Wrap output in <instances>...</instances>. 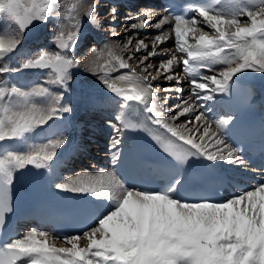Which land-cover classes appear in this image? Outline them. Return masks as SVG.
<instances>
[{
    "label": "snow or ice",
    "instance_id": "6c2138e0",
    "mask_svg": "<svg viewBox=\"0 0 264 264\" xmlns=\"http://www.w3.org/2000/svg\"><path fill=\"white\" fill-rule=\"evenodd\" d=\"M81 7V0H69L59 13L58 0H0V144L25 142L38 128L72 111L65 103V93L73 81V70L81 66L76 58ZM96 7L93 3L86 9L92 23H97ZM111 14L115 19L116 8ZM54 15L66 21L54 37V48L38 49L13 66L11 57L26 31ZM153 15L158 21L152 27L159 34L152 40V50L148 51L143 40L135 45L136 52L147 53L137 65L145 74L129 63L134 59L131 39L123 47L92 48L84 65L121 101L116 123L109 122L113 164L121 160L124 133L143 130L170 158L177 174L155 190L130 187L115 170L82 173L58 183L59 191L89 196L102 202L103 210L91 225L73 235L58 236L33 228L0 241V264H264V182L226 200L190 199L180 195L185 177L179 173L193 159L246 166L243 149L225 140L233 117L213 120L201 109L219 96L229 95L238 74L246 70L264 74V0H199L170 15L145 9L134 17L138 23L131 28L144 29ZM166 24H171L167 32L163 31ZM173 34L175 48L164 50L169 58L161 61L160 68L166 80L178 85L177 94H183L187 81L190 95L166 119L158 110V93L153 87L156 77L150 79L152 65L147 62L161 55L158 46ZM181 65L183 77L175 71ZM23 70L44 72L46 78L25 89L9 79ZM170 98L166 95L165 103ZM134 105L149 114L157 131L125 118L123 111ZM185 116L192 119L177 123ZM67 142L66 137L58 136L25 143L20 150L0 151V228L13 212L15 174L29 166L50 169Z\"/></svg>",
    "mask_w": 264,
    "mask_h": 264
},
{
    "label": "bare ground",
    "instance_id": "6f19581e",
    "mask_svg": "<svg viewBox=\"0 0 264 264\" xmlns=\"http://www.w3.org/2000/svg\"><path fill=\"white\" fill-rule=\"evenodd\" d=\"M105 1L109 3L111 7L109 12L111 14L112 8L120 7L121 5L123 9L117 11V15L120 14V17L115 16V21L112 19H108V17L102 16L105 11H107L106 4L101 2ZM82 7L79 9L82 13V16L85 17L87 20L86 9L90 4L95 3L96 7V15L97 23H92V29L90 32L91 39L96 42L99 49H103L105 45H112L115 42L116 45H123L129 40H132V44L129 46L132 49V54L134 56L133 61L131 62L132 67H136L138 65V61L141 56L146 55L147 53L141 50L140 52L135 51V45L137 40H143L145 44L148 45V51L152 50V40L154 37L159 34L158 31L152 27L158 21V17L153 15L149 17V23L145 26L144 29H132L131 24L138 23L137 19L134 17H139L142 14V11L145 9H152L155 10L156 13H160L164 15L158 8L157 3L153 0H81ZM140 4V7H135ZM117 5V6H114ZM142 5V6H141ZM130 12H127V10ZM117 10V9H116ZM98 11V12H97ZM108 12V13H109ZM132 12V13H131ZM112 15V14H111ZM110 15V16H111ZM246 19V18H245ZM105 23H109V26L105 27ZM127 26V30H126ZM171 28V24H166L163 27V31L167 32ZM108 29L109 37L111 40H103V36H105V32ZM207 31H211L210 29H205ZM113 32L117 33V35H113ZM45 34V29L42 30L40 36L35 40L25 39L28 44L37 45L39 42L43 41V37ZM198 34V33H197ZM107 36V35H106ZM89 38V37H88ZM191 38V37H190ZM107 39V38H106ZM25 41L23 42L25 44ZM114 45V44H113ZM96 46V45H95ZM95 48V47H94ZM150 48V49H149ZM175 48V39L174 34L173 37L167 40L165 43L161 44L157 48V52H160L161 55H157L155 57H151L147 63L152 65L151 68V77L153 74L162 75L163 70L160 68V64L163 58H169L168 54L164 52L165 49H173ZM33 49V48H31ZM28 50L26 46L23 48L22 51H18L13 54L11 57V62L13 66L18 65L16 58L20 56V54L26 53ZM91 49L88 50L86 53L81 54V66L77 69L73 70L74 76V84L69 85V89L65 93V103L70 105L72 111L70 113H65L64 117L60 120L50 121L49 125L44 126L43 128H38L34 133H32L27 141L20 142V141H8L5 144H0V151L4 149L8 150H20L25 146V143H42L48 139L56 138L58 136H64L67 138V144L62 147L56 159L52 162L50 169H41L44 170V178L47 184L53 188H56L58 183L64 182L66 179L75 177L79 174H82V171H74L75 167H78L74 163H76V155H81L82 159L79 160L81 165L87 166L86 171L84 168L83 173L89 174H97L100 172L99 169L93 171L94 168L101 166L109 168V170L104 169V171H111L113 169V162H112V154L109 150L110 141L112 138L113 130L109 126V122L115 124V116L119 113L121 101L119 98L115 97L111 94L101 83L98 76L92 75L84 65V60L91 56ZM125 58H127L128 53H125ZM17 58V59H18ZM135 63L133 66L132 64ZM158 63V65H155ZM157 66L160 71L154 70L153 67ZM139 68V69H137ZM137 72L140 74H144L141 72L140 67H137ZM148 69V70H149ZM123 71V70H122ZM150 71V70H149ZM175 71L183 77L182 72V65L178 66ZM153 73V74H152ZM119 73H113V75H117ZM41 75V74H40ZM43 76V75H42ZM39 76L37 72H33L30 70H23L20 71L13 76L9 77V79L16 83L18 86H21L25 89H28L34 86L37 83H43L45 80L44 77ZM238 76L248 77L249 78V85L251 86L253 91H262L264 90V74L253 72L251 70H246L243 73L238 74ZM155 77V76H154ZM235 80V78H234ZM178 85L176 82L168 81L165 78H161L157 76L155 80H153V87L157 90L158 93V110L161 111L164 117L167 119L173 115H175V105L180 103L181 99H187L190 95L189 92V84L187 81L184 82L183 94H177L175 92V88ZM164 89H171L170 92H165ZM54 91L58 90L53 88ZM170 96L171 98L165 103L164 98L165 96ZM218 99V98H217ZM170 105V106H169ZM213 109V102H209L207 107L201 109L203 111L211 112ZM85 115L86 119L87 116L90 115H98L100 117L102 125V131H100V127L97 128L96 124L89 123L90 121L84 120L79 118V116ZM96 117V116H95ZM210 119H216L210 116ZM186 119H192L191 116L181 117L177 123H184ZM95 120V119H93ZM97 120V118H96ZM86 128H90L91 132L87 135L85 134ZM89 130V131H90ZM88 131V132H89ZM84 133V134H83ZM102 135L101 138L97 139L99 136ZM89 141L92 144H88ZM95 143H98L96 146ZM79 158V157H77ZM86 165H85V164ZM222 167H238L236 164H229L223 161H217L215 163L216 169H221ZM20 171L15 174V178L19 175ZM15 180V179H14ZM81 195V194H79ZM82 197L86 198L89 202L94 205V211L97 215L99 211L103 210V203L100 201H96L93 198L85 195H81ZM38 229L42 231H46L49 233H53L52 230H47L45 228H38L34 226H28L25 229L20 231V235L26 233L29 229Z\"/></svg>",
    "mask_w": 264,
    "mask_h": 264
},
{
    "label": "rangeland",
    "instance_id": "374dc122",
    "mask_svg": "<svg viewBox=\"0 0 264 264\" xmlns=\"http://www.w3.org/2000/svg\"><path fill=\"white\" fill-rule=\"evenodd\" d=\"M101 2L105 3L106 4V8H107V11H105L102 16L108 17V19H111L112 20L113 19V16L109 12V10H110L109 8L111 7V5H109V3H106L105 1H101ZM67 3H69V0H58V8H57V11L59 13H63L65 11V5ZM108 6H109V8H108ZM115 6H117V5H115ZM119 6L123 9V7L121 5H119ZM120 7H117L116 8L117 11H118V9L121 10ZM135 7H140V4H138V6H135ZM127 12H130V10H127ZM79 13H80L81 20H82V29H81L80 36H79V40H78V44H77V47H76V58L81 60V58H80V55L81 54L86 53L88 50H90V49H92L94 47L99 50V47L97 46L96 42H94V40L91 39V37H90V35L92 34V32H90V29H92V23L89 20H87L85 17L82 16V13L83 12L81 13V11L79 10ZM97 17H99V15ZM116 17H120V14H118V15L116 14ZM113 20L115 21V19H113ZM41 23L43 24V27H44L43 29H45V34H44V37H43V41L39 42L37 45H31V44H28L25 41V39L23 38V41H22L21 45L19 46L18 51H22L25 46H26V49L28 51L26 53H24V54L23 53L20 54L19 58L17 57L18 59L16 58L17 63L22 62L25 58H27V56L29 54L34 53L38 49H53L54 48V37H55V35H56V33H57L58 29H59V26H60L61 23H66V21L63 19V16L57 17V16L54 15L53 17H50L47 22H41ZM106 26H109V23H105V27ZM105 34L107 36L106 35L103 36V40L104 39L105 40H108V41L111 40L110 37H109L110 34L108 32V29L106 30ZM24 41H25V44L23 43ZM113 44L116 45L115 42L112 43V45ZM31 48H33V49H31ZM166 59L167 58H163L162 60H166ZM129 63L131 64V62H129ZM132 65L134 66L135 63H133ZM155 65H158V63H155ZM137 67L138 66H136L135 68H137ZM137 69H139V68H137ZM153 69L154 70H157L158 67L157 66H154ZM149 70H148V72L151 73V70L152 69H149ZM30 71L37 72V74L39 76H42L43 75L42 77L46 78V74L44 72H41V71H38V70H30ZM153 76H155V77L160 76L161 78H164V76L158 75V74H153ZM97 116L98 115H90V116H87L88 121H90V122H88V124L89 123H92L93 125L96 124L97 125L96 127L97 128L100 127V131H102L103 130L102 129L103 123L101 122L100 117H97ZM84 117H85V115L79 116V118H82V119ZM96 118H97V120H96ZM87 119H86V117L84 118V120H87ZM93 119H95V120H93ZM89 130H90V128L89 129L86 128V130H85V132H86L85 134L86 135L91 132V130L90 131ZM95 137H98V139H99V138L102 137V135L95 136ZM91 142H93V141H89L88 144L89 145L92 144ZM77 157H79V158H77ZM79 160H84V159H82L81 155H76V160H75L76 163H74V164L77 165L78 167H75L74 171H82V173H83L87 169L86 168L87 166H84V165L82 166ZM84 168H85V170H84ZM96 169H99L101 171V170H104V169L107 170L108 168H101L99 166V167L94 168L93 171L96 170ZM86 171H88V170H86Z\"/></svg>",
    "mask_w": 264,
    "mask_h": 264
},
{
    "label": "water",
    "instance_id": "95a60500",
    "mask_svg": "<svg viewBox=\"0 0 264 264\" xmlns=\"http://www.w3.org/2000/svg\"><path fill=\"white\" fill-rule=\"evenodd\" d=\"M40 29V24L39 22H35L27 31H26V35L29 36L30 38H35L39 32ZM74 81H72L71 83H73Z\"/></svg>",
    "mask_w": 264,
    "mask_h": 264
}]
</instances>
